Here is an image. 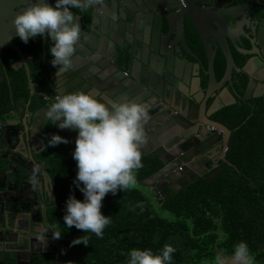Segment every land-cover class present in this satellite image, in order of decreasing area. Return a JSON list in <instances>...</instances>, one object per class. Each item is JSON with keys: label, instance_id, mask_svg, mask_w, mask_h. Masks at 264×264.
<instances>
[{"label": "flooded vegetation", "instance_id": "flooded-vegetation-1", "mask_svg": "<svg viewBox=\"0 0 264 264\" xmlns=\"http://www.w3.org/2000/svg\"><path fill=\"white\" fill-rule=\"evenodd\" d=\"M195 1L198 6H192L189 9L190 16L184 19L188 49L182 52L187 59L182 56L180 64L188 65V78L192 80L201 104H195L183 93H174L180 101V107L185 109L187 105L192 109V132L197 130V124L203 125L208 120L222 123L218 115L225 108L264 98V0ZM91 11L92 9H86L83 15L81 10L77 16L81 15L82 20L88 21ZM9 48H4L3 51ZM171 48L172 45H168V49ZM22 50L28 61L26 52L23 48ZM1 54L3 67L0 80L7 85L8 102L6 108L0 109V264H77L73 256L75 249L69 240L62 234L59 238L54 237L53 232H61L53 226L51 215L56 206L51 164L57 159L58 169L64 170V159L71 156H65L67 153L64 151L50 150L54 145H48V139L55 133V122L52 118L48 116L44 124H34L37 111L49 107L56 95L74 91L70 89V82L59 86L52 79L48 65L52 58L45 59L46 75L55 96L45 94L48 102L34 109V96L40 91L36 89L33 81L36 92L32 91L26 71L30 97L17 96L15 79ZM110 56L111 61H103L102 74L107 78L103 85L118 81L116 88L121 90L124 83L131 79L134 58L122 51L119 53L114 48L111 49ZM13 68L26 70L21 56L13 64ZM59 68L57 65L56 69ZM136 68L146 70L139 64H136ZM59 78L67 80L69 76L63 74ZM247 92L251 94L250 98L245 97ZM159 106L161 111L157 113L158 120L153 119L154 122L162 120L161 123L165 125L179 124L178 114H173L171 105L161 101ZM27 127H34L33 135L28 133ZM216 133L222 131L211 127L202 129L199 133L200 147L206 149L200 154L196 150L187 152L188 155L197 154L203 160L205 157L210 158L205 161L208 171L201 177L210 176L212 179L227 164L222 158V154L225 152L226 155L228 150L225 151L223 140L218 139L213 146L208 147L207 142ZM64 144L71 148L76 143L71 146ZM162 154L163 151L160 154L155 151L148 154L142 152V157L151 155L160 159ZM166 159L174 164L173 156L168 155ZM173 184V181L164 180L163 185L168 186L158 193L154 192L152 186L148 187L154 194L166 196L173 192ZM42 236H46V246L41 240Z\"/></svg>", "mask_w": 264, "mask_h": 264}, {"label": "trees", "instance_id": "trees-1", "mask_svg": "<svg viewBox=\"0 0 264 264\" xmlns=\"http://www.w3.org/2000/svg\"><path fill=\"white\" fill-rule=\"evenodd\" d=\"M73 12L78 15L81 9L73 8ZM15 41L26 52L32 81L40 91L34 96L36 109L48 102L45 94L55 96L45 64V59L52 58V41L47 36L46 56L43 36L30 38L27 43L20 38ZM1 57L15 79L16 95L30 97L25 68H13L19 54L9 48ZM2 67L0 60V72ZM7 102V85L0 80V109L6 108ZM218 118L232 130L226 152L232 166L226 164L212 179L200 177L179 191L159 196L140 181L159 170L162 161L157 156H143V167L135 171L136 184L103 198L101 210L111 215V223L102 238L64 223L68 197L75 194L83 200L84 194L74 183L75 146L59 143L50 148L71 156L64 159V170L58 169L57 159L51 164L56 195L51 215L53 226L74 247L77 264H127L131 248H151L155 252L165 243L176 248L171 264H206L214 259L217 249L231 253L241 240L248 243L253 264H264V98L225 108ZM80 236L86 237L88 244L72 243Z\"/></svg>", "mask_w": 264, "mask_h": 264}, {"label": "water", "instance_id": "water-1", "mask_svg": "<svg viewBox=\"0 0 264 264\" xmlns=\"http://www.w3.org/2000/svg\"><path fill=\"white\" fill-rule=\"evenodd\" d=\"M31 2L32 0H0V54L7 47L18 52L30 78L31 89L36 92L31 80L30 65L22 48L15 42V38L19 36L13 23L15 15ZM47 2L55 4V0ZM192 6H198L195 0H90L88 7L82 10L84 15L86 9H92L88 21L82 20L81 15L78 16L81 39L77 42L71 67H60L57 70V65H53L52 60L48 62L52 79L59 86L70 82L72 91L92 92L106 103L136 101L149 106V119L144 125L147 140L141 146V151L145 154L153 151L160 154L163 151L164 154L160 156L163 167L142 179L140 183L152 186L155 193L162 192L168 186L163 185L164 180L173 181L171 188L176 192L208 171L205 161L210 158L205 157L203 160L197 154H187L190 150H196L200 154L206 149L200 147L199 133L202 129L211 127L221 130L222 133H216L207 143L208 147H211L218 139L223 140L225 151L229 147L232 134L229 127L212 120L204 122L203 125L197 124V130L192 132V109L187 105L186 110L180 107V101L174 94L178 91L195 104H201L195 94L192 80L188 78V65L180 64L182 56L185 57L182 52L188 49L184 19L190 16L189 9ZM204 38L208 42L206 36ZM43 40L46 44L47 35H43ZM168 45H172V48L168 49ZM112 48L134 58L131 79L124 83L121 90L116 88L118 81L103 85L107 80L102 74L103 61L112 60ZM136 64L143 65L146 70L137 69ZM59 71H62V74L58 75ZM63 74H67L69 78L60 79ZM59 93L62 91L59 90ZM245 97L250 98L251 94L247 92ZM161 101L171 105L173 114H178L179 124L165 125L161 123L162 120L154 122L153 119L158 120L157 113L161 111ZM48 108L37 111L34 124H44L48 117ZM58 125L59 121L55 122V133L66 137L69 146L75 144L78 130L71 127L62 129ZM27 131L33 135L34 127H27ZM168 155L175 158L174 164L166 159ZM222 158L232 166L225 152Z\"/></svg>", "mask_w": 264, "mask_h": 264}, {"label": "clouds", "instance_id": "clouds-1", "mask_svg": "<svg viewBox=\"0 0 264 264\" xmlns=\"http://www.w3.org/2000/svg\"><path fill=\"white\" fill-rule=\"evenodd\" d=\"M99 2V0H97ZM90 0H32L13 20L17 35L25 43L30 38L47 35L52 44L49 51L53 65L70 68L77 42L81 39V24L73 8L83 10ZM48 116L59 121L60 128L78 130L73 158L77 162L74 183L84 194L78 199L71 194L63 217L68 228L75 226L103 237L111 223V215L102 212V201L109 192L130 189L136 184L135 171L143 167L141 146L147 140L144 125L149 119V106L136 101L106 103L88 91L56 95L48 108ZM67 138L53 133L48 145L67 143ZM62 233H55L59 238ZM41 240L46 246V236ZM88 244L86 237L72 243ZM176 248L165 243L159 251L133 247L127 264H171ZM248 243L241 240L228 253L217 249L212 264H253Z\"/></svg>", "mask_w": 264, "mask_h": 264}, {"label": "crops", "instance_id": "crops-1", "mask_svg": "<svg viewBox=\"0 0 264 264\" xmlns=\"http://www.w3.org/2000/svg\"><path fill=\"white\" fill-rule=\"evenodd\" d=\"M213 261V260H212ZM212 261L207 262L206 264H212Z\"/></svg>", "mask_w": 264, "mask_h": 264}]
</instances>
